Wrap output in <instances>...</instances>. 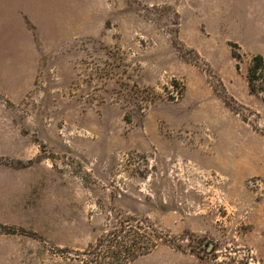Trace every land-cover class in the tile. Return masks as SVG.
<instances>
[{"label":"rangeland","instance_id":"rangeland-1","mask_svg":"<svg viewBox=\"0 0 264 264\" xmlns=\"http://www.w3.org/2000/svg\"><path fill=\"white\" fill-rule=\"evenodd\" d=\"M255 55L264 0H0L14 264H83L129 217L160 237L129 264H264Z\"/></svg>","mask_w":264,"mask_h":264},{"label":"trees","instance_id":"trees-1","mask_svg":"<svg viewBox=\"0 0 264 264\" xmlns=\"http://www.w3.org/2000/svg\"><path fill=\"white\" fill-rule=\"evenodd\" d=\"M252 61L255 64L249 69V89L254 92L251 80L255 72L264 76V67L260 55L253 56ZM130 220L135 218H125L118 225H112L109 232L89 244L83 253L88 257L82 261L83 264H129L135 258L151 252L159 244L160 237L154 234L149 224L139 232L138 228L130 226Z\"/></svg>","mask_w":264,"mask_h":264},{"label":"crops","instance_id":"crops-1","mask_svg":"<svg viewBox=\"0 0 264 264\" xmlns=\"http://www.w3.org/2000/svg\"><path fill=\"white\" fill-rule=\"evenodd\" d=\"M28 188L27 179L15 172L5 171L0 165V225L15 223L14 216L21 213V195ZM15 255H18V245H14L9 234L0 233V264H14Z\"/></svg>","mask_w":264,"mask_h":264},{"label":"water","instance_id":"water-1","mask_svg":"<svg viewBox=\"0 0 264 264\" xmlns=\"http://www.w3.org/2000/svg\"><path fill=\"white\" fill-rule=\"evenodd\" d=\"M210 245H212V243H211V242H209V246H210Z\"/></svg>","mask_w":264,"mask_h":264}]
</instances>
